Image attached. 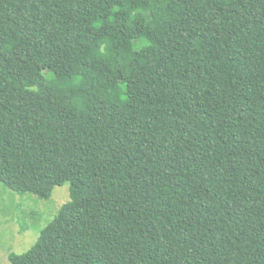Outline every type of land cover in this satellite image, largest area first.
<instances>
[{
    "label": "trees",
    "instance_id": "16d2710c",
    "mask_svg": "<svg viewBox=\"0 0 264 264\" xmlns=\"http://www.w3.org/2000/svg\"><path fill=\"white\" fill-rule=\"evenodd\" d=\"M0 182L11 264H264V0H0Z\"/></svg>",
    "mask_w": 264,
    "mask_h": 264
},
{
    "label": "rangeland",
    "instance_id": "374dc122",
    "mask_svg": "<svg viewBox=\"0 0 264 264\" xmlns=\"http://www.w3.org/2000/svg\"><path fill=\"white\" fill-rule=\"evenodd\" d=\"M13 39L8 34L1 45ZM118 92L121 88H116ZM79 172L80 168H74ZM70 200V182L55 187L48 199L30 193L20 194L0 182V263L11 264V253H23L38 239L40 231L47 226L61 206ZM130 210L119 205L116 218L129 217Z\"/></svg>",
    "mask_w": 264,
    "mask_h": 264
}]
</instances>
